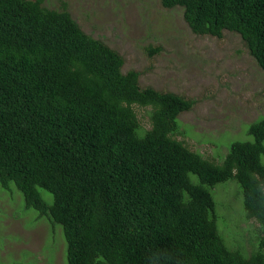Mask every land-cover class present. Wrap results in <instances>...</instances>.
Masks as SVG:
<instances>
[{"label":"trees","instance_id":"16d2710c","mask_svg":"<svg viewBox=\"0 0 264 264\" xmlns=\"http://www.w3.org/2000/svg\"><path fill=\"white\" fill-rule=\"evenodd\" d=\"M42 1L0 0L1 187L13 183L25 210L61 227L67 264H264V117L221 164L224 155L202 157L176 138L195 101L141 88L142 73H123L124 58L85 33L66 3ZM160 4L181 8L195 35L239 36L264 72V0ZM230 180L256 226L236 247L213 192Z\"/></svg>","mask_w":264,"mask_h":264},{"label":"rangeland","instance_id":"374dc122","mask_svg":"<svg viewBox=\"0 0 264 264\" xmlns=\"http://www.w3.org/2000/svg\"><path fill=\"white\" fill-rule=\"evenodd\" d=\"M60 2L66 3L85 33L119 52L125 62L123 73H142L141 88L195 101L190 111L179 116L184 133L176 137L191 151L216 161L224 155L221 164L232 142L250 140L249 125L264 117V72L239 36L227 31L222 39L195 35L183 20L182 9H165L160 0H43L42 5L59 9ZM149 46L162 50L149 57ZM137 113L148 129L146 110ZM232 183L236 182L217 185L213 192L215 199L219 193L222 203L220 225L234 224V236L228 235L229 246L236 247L235 240L244 242L247 229L256 226L241 212L240 197H231L227 187ZM10 186L8 190L0 185V264H67L61 227L53 230L46 218H36L35 210H25L22 195L13 183ZM41 194L51 201L48 193L41 190Z\"/></svg>","mask_w":264,"mask_h":264},{"label":"bare ground","instance_id":"6f19581e","mask_svg":"<svg viewBox=\"0 0 264 264\" xmlns=\"http://www.w3.org/2000/svg\"><path fill=\"white\" fill-rule=\"evenodd\" d=\"M148 2V1H147ZM72 5V4H71ZM263 18V17H262ZM8 165V164H7ZM10 167V166H9ZM3 169H4V167H3ZM7 169V168H6ZM7 172V171H6ZM5 188V187H4ZM4 213V212H3ZM1 219V218H0ZM5 221V220H4ZM3 223V222H2ZM6 223V222H5ZM53 242V241H52ZM185 243V242H184Z\"/></svg>","mask_w":264,"mask_h":264}]
</instances>
